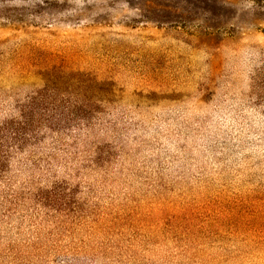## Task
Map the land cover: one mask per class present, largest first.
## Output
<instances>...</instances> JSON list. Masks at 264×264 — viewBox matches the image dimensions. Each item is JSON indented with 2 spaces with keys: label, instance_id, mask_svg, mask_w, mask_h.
Masks as SVG:
<instances>
[{
  "label": "rangeland",
  "instance_id": "obj_1",
  "mask_svg": "<svg viewBox=\"0 0 264 264\" xmlns=\"http://www.w3.org/2000/svg\"><path fill=\"white\" fill-rule=\"evenodd\" d=\"M0 264H264V0H0Z\"/></svg>",
  "mask_w": 264,
  "mask_h": 264
}]
</instances>
